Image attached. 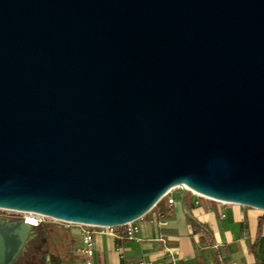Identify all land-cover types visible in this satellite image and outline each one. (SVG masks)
Masks as SVG:
<instances>
[{
    "label": "water",
    "instance_id": "water-1",
    "mask_svg": "<svg viewBox=\"0 0 264 264\" xmlns=\"http://www.w3.org/2000/svg\"><path fill=\"white\" fill-rule=\"evenodd\" d=\"M174 189L264 213V0H0V209L121 228ZM32 233L0 218V264Z\"/></svg>",
    "mask_w": 264,
    "mask_h": 264
},
{
    "label": "crops",
    "instance_id": "crops-1",
    "mask_svg": "<svg viewBox=\"0 0 264 264\" xmlns=\"http://www.w3.org/2000/svg\"><path fill=\"white\" fill-rule=\"evenodd\" d=\"M186 195L184 203L193 221L182 209L180 192H171L173 204L163 200L134 223L138 230L135 240H126L124 229L96 236L92 264H264L263 212ZM41 228L42 236L33 232L25 249L30 257L45 239ZM72 231L71 245L50 246L41 262L53 264L51 257H55V264H84L72 252L81 242L78 229ZM166 250L177 255L172 259Z\"/></svg>",
    "mask_w": 264,
    "mask_h": 264
},
{
    "label": "built area",
    "instance_id": "built-area-1",
    "mask_svg": "<svg viewBox=\"0 0 264 264\" xmlns=\"http://www.w3.org/2000/svg\"><path fill=\"white\" fill-rule=\"evenodd\" d=\"M172 191L173 190L169 191L162 198L161 201L167 200L169 205L173 204V199L170 198ZM188 193L192 194L195 197H200L198 195H195L192 192H188ZM157 205L155 206V208L157 207ZM5 212L12 214V216L9 217L10 219L9 221H23L26 225L31 227L33 231L35 229H39L43 227L44 225H46L48 221L57 222V221L48 219L46 217H43L39 214L24 213V212H17V211H5ZM58 223L64 224L67 227H73V228L78 229L81 242L79 246L75 247L72 250V252L74 255L82 257L84 259V264H92L93 258L95 256V237L96 236L113 235V231L115 229H124L125 231L124 238L126 240H135L136 235L138 233L137 227L134 225L135 222L128 224L126 226H123L121 228H98L94 226L72 225V224H66L62 222H58ZM159 225L162 226L161 223ZM166 254L168 257L173 259L177 255V252L166 250Z\"/></svg>",
    "mask_w": 264,
    "mask_h": 264
},
{
    "label": "rangeland",
    "instance_id": "rangeland-1",
    "mask_svg": "<svg viewBox=\"0 0 264 264\" xmlns=\"http://www.w3.org/2000/svg\"><path fill=\"white\" fill-rule=\"evenodd\" d=\"M172 192L177 194L178 192H180V190L174 189ZM11 216L12 214L8 212L0 211V218L2 219L10 220L9 217ZM51 229H53L54 232H50ZM73 229V227H67L64 224L52 221H48L47 224L41 228V230L44 231V237L49 248L50 246H55L56 244L66 245L67 247L71 245V241L69 239L71 238L70 234L73 232ZM43 251L37 250L35 256L33 255L31 257L27 252H25L14 264H45L43 261L41 262L40 259L43 253H45V251ZM51 260L53 264H55V257H51ZM46 264H48V262H46Z\"/></svg>",
    "mask_w": 264,
    "mask_h": 264
},
{
    "label": "trees",
    "instance_id": "trees-1",
    "mask_svg": "<svg viewBox=\"0 0 264 264\" xmlns=\"http://www.w3.org/2000/svg\"><path fill=\"white\" fill-rule=\"evenodd\" d=\"M184 202L186 203L187 202V195L185 196V200H184ZM39 230H40V228L39 229H35L34 230V232H35V236L36 237H41L42 236V234L39 232ZM39 248H38V251L40 250H47V251H49V246L47 245V241L45 240V239H42V240H40V242H39Z\"/></svg>",
    "mask_w": 264,
    "mask_h": 264
},
{
    "label": "bare ground",
    "instance_id": "bare-ground-1",
    "mask_svg": "<svg viewBox=\"0 0 264 264\" xmlns=\"http://www.w3.org/2000/svg\"><path fill=\"white\" fill-rule=\"evenodd\" d=\"M195 195H197V194H195ZM0 211H9V210H2V209H0Z\"/></svg>",
    "mask_w": 264,
    "mask_h": 264
},
{
    "label": "flooded vegetation",
    "instance_id": "flooded-vegetation-1",
    "mask_svg": "<svg viewBox=\"0 0 264 264\" xmlns=\"http://www.w3.org/2000/svg\"><path fill=\"white\" fill-rule=\"evenodd\" d=\"M31 239H32V235H31V238H30V240H31ZM30 240H29V242H30ZM29 242H28V243H29ZM24 253H25V251L23 252V254H24Z\"/></svg>",
    "mask_w": 264,
    "mask_h": 264
}]
</instances>
